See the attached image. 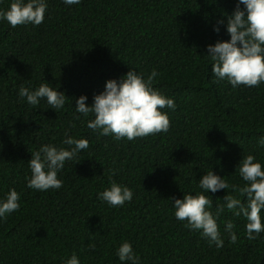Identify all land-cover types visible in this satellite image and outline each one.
Masks as SVG:
<instances>
[{"label": "trees", "instance_id": "16d2710c", "mask_svg": "<svg viewBox=\"0 0 264 264\" xmlns=\"http://www.w3.org/2000/svg\"><path fill=\"white\" fill-rule=\"evenodd\" d=\"M48 3L39 26L0 21V197L10 188L21 193L20 209L0 220V264H62L73 252L80 264H121L115 253L124 240L141 264H264V232L249 240L242 217L225 211L221 219L233 220L238 240L229 243L221 223L224 246L217 249L178 221L172 207L183 192L198 190L211 166L230 183H242L235 170L243 155L264 161L257 148L264 84L216 83L203 56L209 43L229 39L224 26L217 34L213 25L236 0ZM153 68L160 73L154 86L176 103L166 133L116 141L89 129L91 116L75 112L81 94L91 104L108 79ZM41 83L59 85L69 97L62 110L46 101L33 109L20 100L21 85ZM66 131L88 139L81 160L66 162L60 189H29L31 152L59 145ZM112 180L133 190L131 202L110 207L98 199ZM226 192L209 193L213 206Z\"/></svg>", "mask_w": 264, "mask_h": 264}, {"label": "clouds", "instance_id": "9594fccd", "mask_svg": "<svg viewBox=\"0 0 264 264\" xmlns=\"http://www.w3.org/2000/svg\"><path fill=\"white\" fill-rule=\"evenodd\" d=\"M67 6L80 5L82 0H62ZM3 0H0V4ZM49 10L48 0H10L7 8H0V21H6L12 28L18 25L39 26L45 20ZM224 26L229 39H217L206 46V60L211 66L214 82H224L233 89L240 86L252 88L264 84V0H236L231 13H224L213 25L217 34ZM160 75L153 68L145 74L142 70H129L119 78L105 82L104 89L95 93L92 103H87L88 96L81 94L75 99V112L87 120V127L102 136H111L116 141H133L137 138L167 132L170 128L169 113L176 109L173 97L167 96L154 86ZM18 97L33 109L40 107L41 101L56 112L65 107L67 98L59 85L41 83L38 86L21 85ZM48 107V108H49ZM77 115V119L80 118ZM89 147L85 137H74L67 131L59 145L41 144L31 152L28 160L30 175L26 186L37 191L60 189V178L66 162H79L80 155ZM257 148L264 149V136L257 139ZM242 183H230L213 171L206 170L198 179V190L183 192L182 198H175L172 207L178 221L186 222L185 227L199 233L209 246L220 249L224 246V234L229 243L235 244L238 235L232 219L223 221L222 215L227 210L233 217L245 220V231L249 240L257 239L264 232V161L257 155H243L236 166ZM227 190L213 206L212 196ZM134 192L127 185L114 180L98 199L110 207H120L131 202ZM21 193L10 188L0 197V220L17 212L21 207ZM94 243L89 244L94 249ZM116 256L121 264H141L139 255L130 241L124 240L116 249ZM62 264H80L78 255L73 252L67 259L61 258Z\"/></svg>", "mask_w": 264, "mask_h": 264}]
</instances>
